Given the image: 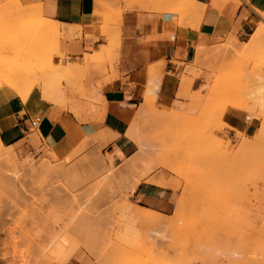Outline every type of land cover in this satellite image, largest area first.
I'll list each match as a JSON object with an SVG mask.
<instances>
[{"label":"rangeland","instance_id":"1","mask_svg":"<svg viewBox=\"0 0 264 264\" xmlns=\"http://www.w3.org/2000/svg\"><path fill=\"white\" fill-rule=\"evenodd\" d=\"M16 1L0 0V6L1 3H5L11 7ZM124 1L126 3L127 0ZM136 1L147 3L149 0H128L127 3L131 5ZM160 1L153 2L160 5L165 0ZM178 7L177 5L170 10L178 11ZM114 12L117 13V10ZM118 12L119 14L115 16L108 12L104 24L102 23L103 25L106 23L104 28L112 20H119L120 10ZM108 18L110 21L107 23ZM33 20L34 15L22 19L7 17L3 22L13 26H25ZM116 35L108 36L109 40H113ZM250 36L251 34L246 35L239 40L229 34L224 38H214L198 45L195 56L197 59L193 60V64L202 70L198 72L202 76L199 88L192 90L190 86L181 101L175 100L168 107H158L150 98L153 115L163 118L161 122L151 117L135 123L138 134H146L148 140L158 142V145L154 143L156 146L154 150L151 148L145 152L143 161L131 164L129 157H119L115 160L112 154L105 152L107 142L100 140L101 134L93 133L84 136L67 154L60 156L55 153L57 159L51 162V168L31 177L25 171V158L37 161L42 152L50 147L44 143L39 148L31 147L27 143L19 145L3 143L5 149L15 150L16 154L11 157V163L13 169L18 172L16 177L11 174L12 177H6L7 180L0 178V264H89L102 257L114 258L116 254H122L124 257L128 254L133 259H137L135 256L138 259L142 257L141 260L144 258L145 261L152 259L153 264H264V258L259 254L260 241L254 240L253 232L246 230L244 223L247 221L238 210L240 206L235 188L242 180V168L235 162L222 165L210 159L208 154L211 150L209 142L214 140L227 144L228 150L239 151L241 137L238 132L235 136H230L226 132V126L220 127L219 119L208 114L215 106L213 99H207L203 106H197L193 119L187 118L184 124L179 121L176 124L169 122L171 125L164 123L171 114L187 113L191 106H196L192 98L195 92L199 91L205 96L208 88L233 77L235 80L236 75H240L245 69L264 72V64L257 60L258 56L250 58L246 65L237 64L238 59L231 55L221 59L216 57L217 51L231 37L245 46L244 43L248 42ZM42 38L40 35L41 44L28 45V48L20 46L17 50L11 48L8 41H2L3 37L0 35V64L4 68H9L22 63L21 53L28 55L27 53L38 52L32 67L35 74L41 75L42 84H37L40 86L42 97L47 98L43 95L42 89L49 94L58 93L65 105L61 107L62 109L74 112L73 114L81 121L93 122L97 107L88 103L95 101L93 98L97 95L95 88L102 85L94 76L103 74L104 80L113 77L117 60L114 49L118 45L112 42L109 46L102 47L99 54L97 53L98 55L89 63L83 56L84 58L79 61H70L67 58V62L61 64L60 61L55 62L56 56L58 58L63 56L58 49L56 36ZM205 74L210 75L208 78L210 81L203 76ZM37 84L35 86H38ZM209 84L210 86H207ZM65 97L68 102L76 104L67 106ZM258 121L260 122L259 119ZM137 123H140L138 129ZM247 149L251 155L264 154V141L250 145ZM11 163L0 159V168L4 169ZM145 170L146 175H140ZM159 176L165 179L167 177L166 180L173 186L160 187L171 193V201L167 207L154 210L165 217L174 218H171L172 222L167 226L156 228L150 225L154 226L151 228L142 221L138 223L140 220L130 218L128 209L149 206L148 203L133 196L135 181L144 178L148 182L150 178ZM196 176L199 180L201 176L206 179L202 178L199 182ZM208 177L211 179L207 180ZM178 197H184V201L186 200L184 203L186 206L184 205L180 211L182 213L175 209ZM238 213L240 219L237 217ZM180 214L181 216L177 217ZM183 226L185 227L182 228ZM149 228L156 230L149 233ZM165 229H170L169 233ZM154 233L158 234V237L165 234L164 238L173 236L174 239L169 237L166 239L167 242ZM162 233L163 235H159ZM148 234L155 238L149 239ZM152 239L156 240V243L153 241L154 247L153 243H149ZM252 252L254 254H251ZM3 253L5 259L2 258ZM149 254L151 255L148 257ZM255 256L257 258H254Z\"/></svg>","mask_w":264,"mask_h":264},{"label":"crops","instance_id":"2","mask_svg":"<svg viewBox=\"0 0 264 264\" xmlns=\"http://www.w3.org/2000/svg\"><path fill=\"white\" fill-rule=\"evenodd\" d=\"M19 1L23 5H35L43 17L58 23V49L63 56H56L55 62L65 64L67 58L79 61L112 42L118 45L114 49L117 60L113 77L104 80L103 74L94 76L102 85L95 88V101L88 103L97 107L93 122L81 121L74 112L48 102L38 84L26 100L0 91L2 143H27L35 148L44 143L60 156L93 133L101 134L100 140L107 142L105 152L115 160L120 157L116 148L123 157L131 156L137 144L128 137L127 131L134 125L146 96L158 107L181 101L190 86L196 90L202 84L198 73L201 67L193 64L198 45L229 34L240 40L251 34L260 22L264 23V0H193L198 5L194 4L195 8H199L196 11L191 0V6H182L181 0L177 4L176 0H165L160 5L149 0L132 3L133 6L126 5L124 0ZM177 5L178 11L170 10ZM108 8L120 10V16L104 28L102 23L108 16ZM184 8L191 9L190 13ZM112 35L116 36L109 40L108 36ZM65 100L67 106L76 104L68 102L66 97ZM35 116H39V125L33 128L30 122ZM258 119L233 107H228L222 115L230 136L236 132L248 137L254 135L260 124ZM34 132L41 138L30 143L28 138ZM133 196L148 203L153 210L167 207L171 201L170 192L144 178L135 185Z\"/></svg>","mask_w":264,"mask_h":264},{"label":"bare ground","instance_id":"3","mask_svg":"<svg viewBox=\"0 0 264 264\" xmlns=\"http://www.w3.org/2000/svg\"><path fill=\"white\" fill-rule=\"evenodd\" d=\"M14 1H16V0H14ZM127 1H126V5H128ZM155 1H157V0H155ZM158 1L161 2L160 0H158ZM172 1L175 2V0H171V2ZM181 1H182V6H185V5L189 6L190 4L192 5V3L194 2L193 0H191L192 3H190L191 2L190 0H181ZM177 2H178V0H176L175 3L177 4ZM136 3H137V1H136ZM8 4H9V2H8ZM8 4L1 3V6H0V33H1L0 35L3 37L2 41L3 40L8 41L11 48L17 49V47H20V46H24V47L27 46V48H28L29 47L28 45H34V44H38V43L41 44L42 40L39 41L40 35L43 37L42 39L46 38L49 35H55L56 39L58 41V35H59L58 23L53 21V20H50V19L43 17L40 10L38 9V7H36L35 5H23L19 0H17L16 3L14 2V5H12L11 7H8L9 6ZM194 4L196 5V7H198L197 3L195 2L192 5L193 9L195 8ZM123 7H124V4H123ZM193 9H192V11H194ZM197 9H199V8H195V11ZM109 10L110 9H108L107 12L111 13L110 15H112V16H115L117 13L119 14L118 10H117V13L114 12L116 9H114V11L112 9L110 11ZM185 10L190 13L191 9H188V10L185 9ZM185 10H183V11H185ZM113 12H114V15L112 14ZM193 13H195V12H193ZM32 15L35 16V20H33V22H30L29 24H27L25 26L24 25L13 26V25H8L7 24L8 22H3L4 19L6 20L7 17H9L10 19H15V18H18V19L21 18L22 19L25 17H32ZM108 21H110L109 18L107 19L106 22L108 23ZM103 24H102V27H104L106 25V23H105V25H103ZM35 34H36V36H35ZM244 44H246V45L245 46L241 45L240 43H238V41L235 38L231 37L229 40L226 41L224 46L220 50L217 51V53H216L217 56L216 55L215 56L217 57V59H221L227 55H231V57H233V58L235 57L238 59L239 62H236V63L239 65H242L244 63L246 65V62L250 58L253 59L254 57L258 56L260 60L259 59H257V60L260 63L264 64V23H260L257 26V28L254 29V31L251 33L250 38L248 39V42L244 43ZM3 46H5V45H3ZM221 46H222V44H221ZM97 53L98 52H95L91 55L86 54L85 55L86 62L89 63V62L93 61L94 57H96L99 54V53L98 54ZM108 53H110V51H108ZM21 54H22L20 56L22 59L21 64H17L15 66H12L9 68L8 67L4 68L3 65L0 64V89H3L4 91H8V92H13L15 95L20 96L22 98V100H26L28 97V96H26V93L30 89H32L35 86V84H37V83L42 84V78H41L40 74H35V69L32 67V63L34 62L36 56L38 55V52L34 53V54L27 53L28 55H25L23 53H21ZM24 59H25V61H24ZM194 59H197V57H194ZM218 62H221V61H218ZM258 66H260V65H258ZM254 68H256V67L254 66ZM213 70H214V68H213ZM245 70L242 73H240V75H236L235 80L233 79L234 78L233 77L232 79L227 80L224 83H222V82H218L216 84L213 83L214 85L212 87L208 88V93H207V95L205 94V96L202 95L199 91L195 92L194 94H192V98H193V101L195 102L196 106H193V107L191 106V108L188 109L189 111H187V113L171 114L169 117L167 116L168 118L166 120L164 119L165 120L164 123L167 124L170 122L171 124L172 123L176 124L177 121L183 123L187 118L193 119L192 116L196 112L197 106H200V105L203 106L207 99H209V100L213 99L215 101L214 108L213 109L211 108L212 110L208 114L212 115V118L215 117V118L219 119L220 127L226 126L225 123L222 122L221 116L228 107H233L236 109L245 110L246 112H248L249 116H256L257 118H259L260 124H259L254 135L248 137V136L244 135L243 133H238L239 137H241V139L239 140V148H240L239 151L228 150L227 144H225L221 141H215V140L211 141V139H209V141H211V142H209L211 150L209 151L208 154L210 156V159H212L214 161L216 160L218 163H221L222 165L223 164L230 165V164H232V162H235L238 167L242 168V176H241L242 180L239 181V185L237 186V188H235L236 194H237V199L239 200L238 203L240 206V208L238 210H240V214L242 215L244 220L247 221V223H244L245 225L244 224H242V225L245 226L246 230L253 232L254 240L259 239V241H260L259 242L260 245L258 244L259 254H260V256H262V258H264V242H262V241H264V154L251 155L250 151L247 149V147H249L250 145L264 141V72L260 73L259 71H257L258 72L257 73V72H255V70H252V69L249 71H245ZM29 76H31L32 78L30 79ZM203 76H205L207 79L210 77L209 74H205ZM211 77H212V75H211ZM205 82H206V80H205ZM206 83H208V82H206ZM207 86H210V84ZM202 88H203V86H202ZM12 89H14L15 91H13ZM42 92H43V95L47 97L46 100L48 102H50L52 104H58L61 107L65 106L63 99H62L60 94H58V93L57 94L56 93L55 94H49L45 89L44 90L42 89ZM150 98L151 97L146 96L144 104L141 105V107L138 110V113L136 115V119H134V125L127 131L128 137L130 139L134 140L137 144V150L131 156H129V162L131 164H134V163L136 164L140 161H143L145 158V155H146L145 152H147L151 148H153V150H154L156 147L155 145L158 143V142H152L153 140H151V139L150 140L152 143H150V140H148L149 137H147L146 134H145L146 136L143 135V133L138 134V130L135 129V123L137 121L144 120V118H151L152 117L153 119H157V120L159 119L158 121H160L161 118H163L162 116L160 118L157 115H153L154 110H153V108H151L152 105L150 102ZM168 127L170 128L169 125H168ZM191 129H192V127H191ZM183 130H185V129H183ZM168 131H166V132H168ZM188 132H190V131H188ZM40 138H39L38 133L34 132L29 136L28 139H29L30 143H36ZM154 143H155V145H154ZM168 143L169 142H167V144ZM173 143L174 142H172V144ZM171 150H172V148H171ZM115 151H116L118 156L123 157V155H122L123 153L119 149L116 148ZM13 154H16L15 150L13 148L5 149L3 147V143L0 139V159L5 161L6 163H8V162L11 163V157L13 156ZM185 154H187V153H185ZM175 155H176V153H175ZM175 155H172V156H175ZM56 157H57V155L55 154V152L51 148L47 147V149H45L42 152V154L39 156L37 161L36 160L32 161L31 158H29V157L25 158L24 166L26 167L25 168L26 174L28 176L34 177L35 175H39L45 171H48V169H50L52 166L51 162L54 161ZM176 157L178 158L177 155H176ZM162 158H163V156H162ZM166 159H168V158H166ZM169 160H171V158ZM161 161H163V160H161ZM184 161L186 163V160H184ZM12 162H13V160H12ZM175 162H176V160H175ZM165 163H163V164H165ZM156 166H157V164H156ZM5 168L4 169L0 168V178L2 180H7L6 177H9V176L12 177V175H13V177H16V174L18 171L13 169L12 163L7 165V167H5ZM181 169H178V170H181ZM146 171L147 170L142 171L140 173V175H144V174L146 175V173H145ZM184 171H186V170H184ZM163 176H164V174H163ZM203 176L205 177V175H203ZM204 177L201 176L200 180L202 178H203V180H205L206 178L204 179ZM196 178H198V177L196 176ZM166 179H167V177H166ZM166 179L164 177L159 176V177L150 178V181H151V183H153L154 185L159 186V187H170V188L173 187ZM210 179H211V177L207 180H210ZM198 180H199V178H198ZM200 180H199V182H200ZM203 180H202V182H204ZM139 181L140 180H138L137 182L135 181L134 185H136ZM150 181H148V182H150ZM171 182H172V180H171ZM184 199H185L184 197H178V200L176 202L175 209L179 213H182L180 211L182 210V208H184L183 207L184 205L186 206V204H184L186 202V200L184 201ZM216 199L218 200V198H216ZM220 199L221 198H219V201H220ZM128 212L130 214V216H129L130 218H133L134 220L135 219L140 220L138 223H141V221H142V223L146 224V226L148 225V227H149L150 225H154L156 228H157V226L158 227L159 226H167L168 224H170L172 222L171 218L173 217V216L171 218L165 217L162 214H160L159 212H157L156 210H153V209H150L147 207H142V206L137 207V208L136 207L135 208H129ZM176 215H177V212H176ZM238 215H239V213H238ZM179 216H181V214L178 215L177 217H179ZM237 217H239V219H240V215ZM239 222H242V221L239 220ZM178 225H179V223H178ZM154 226H150V227L154 228ZM184 227L185 226H183L182 228H184ZM170 229H172V228H170ZM151 230H156V229H150L149 233L151 232ZM165 230H168V229H165ZM169 230H168V232L167 231L166 232L169 233ZM152 232H155V231H152ZM177 232H179V231L177 230L176 233ZM148 235H149V239L155 238V237L151 236L150 234H148ZM159 235H163V233L159 234ZM164 235H163V237H158V236L157 237L163 238L165 240L170 237V236H168L166 238V236H165V238H164ZM172 238H173V236L170 237V239H172ZM136 239H137V237H136ZM136 239H134V240H136ZM60 240H62V239H60ZM60 240H58L57 242L59 243ZM154 240L155 239H152L151 242L149 240V243H153ZM155 243H156V240H155ZM144 245H146V244H144ZM152 246L154 247V243ZM254 246H255L254 248L257 247L256 244H254ZM141 247H142V245H141ZM139 251H141V250H139ZM251 254H254V253L252 252ZM259 254H257V255H259ZM127 255H125L126 257H124L122 254H116L114 256V258L111 256L102 257V258L96 260L95 262L100 263V264H103V263L104 264H153L152 259H151V261H149V260L145 261L144 258H143V260H141L142 257H139L140 259H138L137 256H135V257L133 256L134 258H137V259H133L132 257L130 258L129 255H128L129 257H127ZM150 255L151 254H149L147 256L149 257ZM154 255H155V253H154ZM2 258L5 259V253L2 254ZM254 258H257V256H255ZM158 262H160V260H158ZM161 264H163V263H161Z\"/></svg>","mask_w":264,"mask_h":264},{"label":"built area","instance_id":"4","mask_svg":"<svg viewBox=\"0 0 264 264\" xmlns=\"http://www.w3.org/2000/svg\"><path fill=\"white\" fill-rule=\"evenodd\" d=\"M31 127L35 128L39 125V116H35L31 122H30Z\"/></svg>","mask_w":264,"mask_h":264}]
</instances>
